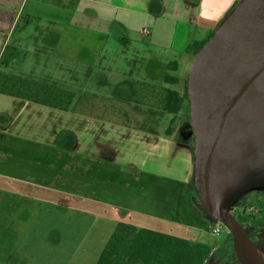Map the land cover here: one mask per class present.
Returning <instances> with one entry per match:
<instances>
[{
  "label": "crops",
  "instance_id": "0c3cea01",
  "mask_svg": "<svg viewBox=\"0 0 264 264\" xmlns=\"http://www.w3.org/2000/svg\"><path fill=\"white\" fill-rule=\"evenodd\" d=\"M240 1L0 0V64L13 42L21 69H15V58L4 67L65 85L74 94L63 109L0 92V264H30L18 250L28 229L12 219L36 202L104 220L105 246L120 222L197 242L198 227L176 217L182 184L195 176L190 126L180 137L176 116L164 133L110 119L99 114L111 110L98 94L84 100L72 86L94 80L95 90H115V100L134 107L116 109L125 118L175 115L163 107L166 91L185 95L179 90L181 69L191 75L200 46ZM118 44L127 48L118 52ZM118 59L139 62L114 71ZM151 90L158 92L157 115L135 108L139 92ZM98 256L91 264H98Z\"/></svg>",
  "mask_w": 264,
  "mask_h": 264
},
{
  "label": "water",
  "instance_id": "95a60500",
  "mask_svg": "<svg viewBox=\"0 0 264 264\" xmlns=\"http://www.w3.org/2000/svg\"><path fill=\"white\" fill-rule=\"evenodd\" d=\"M189 96L201 206L231 232L242 264H264V238L231 210L264 187V0H241L197 53Z\"/></svg>",
  "mask_w": 264,
  "mask_h": 264
},
{
  "label": "rangeland",
  "instance_id": "374dc122",
  "mask_svg": "<svg viewBox=\"0 0 264 264\" xmlns=\"http://www.w3.org/2000/svg\"><path fill=\"white\" fill-rule=\"evenodd\" d=\"M13 45L14 43L10 42L8 49L4 51L3 60L0 64V71L6 74L18 75L16 72L21 69L20 64L22 65V63L19 54L13 53L14 55L12 56ZM118 46V52L127 48L122 44H118ZM110 48L116 49V47L113 48L112 46ZM34 55L35 54H32V56ZM14 58L18 60L15 67L17 70L16 72L12 71L11 66L9 68L3 66L4 61L11 63ZM33 60L34 63L38 61L36 59ZM113 61L114 63L111 64V67L114 71L129 68V66L124 65L125 62L128 64L131 62L130 65H135L139 62L138 60L128 61V59H118ZM35 69L36 67L33 68V70ZM58 69L59 68L56 70ZM37 71H40L42 74L45 72L38 69ZM53 75H55L56 79L59 78L58 73L55 72ZM189 75L188 68L183 67L181 69L183 83L179 86V90L183 91L185 95H183L184 100L182 102L181 110L175 115L169 114L168 112H161L160 118H125L120 116V114L115 115L116 109L124 112L125 109H134V107H126L120 101L115 100V90H95L94 88H98L99 85H97L94 80L89 82L87 80H84L83 82L81 81V83L77 84V87L72 86V88L77 90L78 94L82 96L84 95V100H89L93 93L98 94L100 103L106 104V109L111 110V112L100 111L99 114L102 116L111 117L110 119L116 121L123 120V122L133 124L134 126L146 130L152 131L155 129V131L159 133H164L165 129H167L171 123L175 122L174 126L177 129L178 136L183 137L185 136L184 132L189 129L192 122L191 100L189 96ZM18 76L26 78L27 80L48 81L47 79H41L39 76L26 73H22ZM104 77L107 80L109 79L108 75H104ZM66 80H69V78H66ZM110 82L113 83L114 80L110 79ZM86 85L89 86L88 89H85ZM63 87L69 90L65 85ZM137 93L138 92H135L136 96ZM157 93L158 92H154L153 90L143 91L142 93L139 92L138 96L135 97L138 104L135 108H140L143 112H148L149 115H157L154 111H159L161 107L160 104L154 100L156 98L155 94ZM95 96L97 98V95ZM84 109L88 110L89 108ZM175 116L176 118L174 122H172L174 119L173 117ZM187 193L188 191H186V194ZM245 195H247L246 202L247 206H249L247 207V210L250 214L260 218L264 217V187L255 189ZM185 204L188 206H185ZM29 207L30 210L26 209V211H24L22 209L23 211L21 210V214H15V217L12 219L14 225L18 223V225L21 224L23 228L28 229L27 233L22 235V240L20 242L21 245L18 247V250H20L19 258L21 256V260H28L30 264H77V262L80 263L81 261H84L85 264H91L96 260L94 257H96L97 253L99 256L101 255L104 249L103 246H105L106 242L104 240L105 234L103 233L109 230L106 228L108 224L104 223V220L100 221V219H96L92 215H84L73 210L67 212L66 210L64 211L63 209L57 208L53 204L44 202H36L33 206L31 204ZM181 207V214L184 218L183 221L188 222L184 224L186 226L198 227L199 231H201L197 236V242L207 243L214 249L213 251H217L219 248L227 244H233L235 248L234 237L231 232L221 222L213 223L203 210L197 191L190 193ZM233 208H235L234 205L231 207L232 211ZM4 221L6 222L7 220ZM211 225L220 229L219 234L214 232ZM248 229L254 233L258 242H260L261 238H264L263 229H258V227L251 224H248Z\"/></svg>",
  "mask_w": 264,
  "mask_h": 264
},
{
  "label": "trees",
  "instance_id": "16d2710c",
  "mask_svg": "<svg viewBox=\"0 0 264 264\" xmlns=\"http://www.w3.org/2000/svg\"><path fill=\"white\" fill-rule=\"evenodd\" d=\"M205 44L206 42L202 43L200 49ZM167 79L172 83L178 82L176 77L168 76ZM0 92L16 94L38 103L63 109H67L74 98L73 92L56 82L27 80L4 72H0ZM183 100L180 92L167 90L163 107L177 114L182 108ZM186 191H188L187 194ZM192 192H196L194 179L189 184H182L181 187L176 217L178 221L185 224L188 222L183 221L181 206ZM246 199L247 195H243L234 204L235 207L241 208L239 210L241 222L248 216L253 217L247 210L249 206ZM185 206L188 205L185 204ZM212 251L213 248L204 242H194L187 238L120 222L104 247L98 264H204L210 259Z\"/></svg>",
  "mask_w": 264,
  "mask_h": 264
},
{
  "label": "flooded vegetation",
  "instance_id": "af4514ba",
  "mask_svg": "<svg viewBox=\"0 0 264 264\" xmlns=\"http://www.w3.org/2000/svg\"><path fill=\"white\" fill-rule=\"evenodd\" d=\"M240 209L241 208L239 206H236L235 208H233L232 212L237 217V219L242 224V226L248 231L252 239L256 243H258V240L255 238L254 233L248 229V224L258 227V229L261 228L264 230V217L260 218L258 216H253V217L248 216L246 217L245 221L242 220L243 222H241L240 213H239ZM212 259H215L217 261L220 260L218 264H242L237 257V253L235 251L233 244H227L219 248L217 251H212V255L209 260H212Z\"/></svg>",
  "mask_w": 264,
  "mask_h": 264
},
{
  "label": "built area",
  "instance_id": "2783aa9c",
  "mask_svg": "<svg viewBox=\"0 0 264 264\" xmlns=\"http://www.w3.org/2000/svg\"><path fill=\"white\" fill-rule=\"evenodd\" d=\"M143 32H144L145 34H149V30H148V29L143 30ZM211 226H212V225H211ZM212 227H213L214 232H215L216 234H219L220 229H219V228H216L215 226H212ZM206 263H207V262H206ZM206 263H204V264H206Z\"/></svg>",
  "mask_w": 264,
  "mask_h": 264
}]
</instances>
